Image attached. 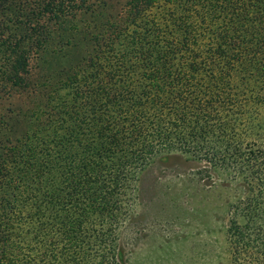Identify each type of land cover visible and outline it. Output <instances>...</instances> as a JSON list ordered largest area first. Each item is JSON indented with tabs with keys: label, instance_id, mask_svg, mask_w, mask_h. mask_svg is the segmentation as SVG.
<instances>
[{
	"label": "trees",
	"instance_id": "trees-1",
	"mask_svg": "<svg viewBox=\"0 0 264 264\" xmlns=\"http://www.w3.org/2000/svg\"><path fill=\"white\" fill-rule=\"evenodd\" d=\"M88 1L0 0L1 95L21 94L29 88L31 59L49 40L51 25L89 10ZM154 9L158 11L153 13ZM90 41L87 68L92 73L80 77L76 67L64 73L66 78L62 75L60 87L79 86L76 100L86 98L98 107L95 111L102 110L98 112L101 117L95 133L111 146L120 148L129 141L135 147L141 142L132 155L122 152L126 162H140L154 151L150 141L143 139L146 127L139 126L144 108L171 112L173 126L179 129L185 127L194 108L202 119H218L215 112L221 102L233 105L239 96L245 97L238 91L235 79L252 83L250 93L264 104V0H129L119 14L106 19ZM130 70H139L146 82L136 98V93L130 94L119 85ZM53 86V82L40 85L45 104L28 125L22 121L20 129L14 130L18 121H12L14 115L9 111L6 125L10 132L0 135V264H13L8 246L28 241L40 244L45 228L54 227L67 214L62 210V199L47 191L40 203L33 204V212L25 214L20 203L38 197V189L55 170L53 150L68 141L61 136L59 127L67 123V117L78 126L83 123L76 101L64 110L53 104L60 90ZM117 106L118 117L108 118V109ZM223 127L230 136L225 135L221 145L213 148L204 161L217 160L216 165H228L242 177L228 211L230 264H264V143L240 151L225 141L235 136L234 126ZM88 167V161L81 162L70 195V201L81 208L75 235L73 227L62 223L59 234L41 246L46 261L85 264L83 233L88 228L103 242L111 239L105 230L92 228L94 211L108 215L110 207L103 199L98 203L90 186L97 175ZM59 169L70 175L64 171V163H59ZM58 203L62 208L44 212L43 206ZM22 221L38 222V231H17L16 224ZM122 252L119 245L114 260L105 256L98 264L121 263Z\"/></svg>",
	"mask_w": 264,
	"mask_h": 264
},
{
	"label": "rangeland",
	"instance_id": "rangeland-1",
	"mask_svg": "<svg viewBox=\"0 0 264 264\" xmlns=\"http://www.w3.org/2000/svg\"><path fill=\"white\" fill-rule=\"evenodd\" d=\"M128 1L89 0V10L52 24L49 40L31 59L29 88L21 94H0V135L10 132L6 125L9 111L14 115L12 121H18L15 130L20 129L22 121L23 125H28L32 116L41 110L45 95L40 85L45 82H53V88L60 89L53 97V104L64 110L67 104L76 101L80 107L77 110L79 120L83 121L79 127L67 117V123L61 125L65 128L59 127L61 136L67 137L69 142L53 150L55 170L50 172L42 188H37L41 192L36 193L38 197L20 201L27 214L34 211L35 202H41L44 192H51L65 205L63 208L61 203L46 205L44 212L62 208L67 214L54 227L45 228L39 238L40 244L28 241L8 246L13 264H54L43 259L41 246L59 234L57 230L62 223L73 227L72 234L75 235L81 208L77 202L70 201V195L84 160L97 175L90 186L98 203L103 199L110 207L108 215L94 211L92 228L105 230L111 238L103 242L95 231L86 229L83 233L85 264H98L105 256L114 260L119 254V245L123 249L122 261L116 264H230L228 211L235 192H239L237 185L242 182V177L235 175L228 165H216L217 160H204L213 148L221 145L225 135L230 136V131L223 125L234 126L235 136L231 135V140L226 138L225 141L240 151L264 143V104L258 103L250 93L252 83L243 84L235 79L238 91L245 97L239 96L233 105L221 102L215 112L218 119H202L198 109L194 108L182 129L173 126L171 112H161L157 107L144 108L139 126L146 127L143 139L150 141L154 151L140 162H126L122 152L132 155L141 147V142L135 147L130 146L129 141L120 148L111 146L108 140L95 133L96 122L101 117L98 112L102 110L95 111L98 107L86 98L76 100L79 86L60 87V78H66L64 73H70L76 67L80 77L92 73L87 68L91 36L97 35L106 19L119 14ZM157 11L154 9L153 13ZM126 65L130 68L131 63ZM143 83L146 82L142 80V73L130 70L120 79L119 85L123 90L131 91L130 94L136 93L133 95L136 98ZM108 110V118L118 117V106ZM2 151L0 148V153ZM59 163H64V171H69L70 175L59 169ZM31 176L27 177L26 183ZM31 188L35 189V184ZM38 224L22 221L16 224V230L37 232Z\"/></svg>",
	"mask_w": 264,
	"mask_h": 264
}]
</instances>
